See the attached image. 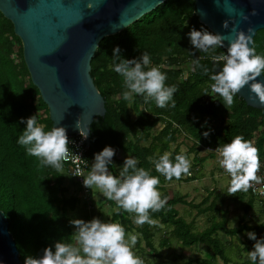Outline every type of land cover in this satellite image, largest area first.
I'll use <instances>...</instances> for the list:
<instances>
[{"label":"trees","instance_id":"obj_1","mask_svg":"<svg viewBox=\"0 0 264 264\" xmlns=\"http://www.w3.org/2000/svg\"><path fill=\"white\" fill-rule=\"evenodd\" d=\"M193 29L211 33L195 16L194 2L167 0L121 32L100 41L91 60L90 74L104 99L106 112L103 118H95L90 126V147L84 153L88 163L86 175L91 171L95 154L108 146L121 151L125 159H136L138 168L159 178L158 190L161 198H167V204L158 212L150 211V218L155 221L153 225H135L131 220L134 213L125 212L109 200L112 207H116L109 222L120 223L126 233L136 232L139 237L136 246L140 248V241H143L154 259L161 258L159 247L153 244L155 234L167 231L168 237L160 238L161 248L175 241L183 248L203 245L208 251L204 258L188 259L182 264H215L217 260L222 264H253L251 260L242 259L238 248L222 242L219 237L235 239L243 232L264 229L263 225L249 227L245 223L254 202L248 191L247 201L240 202L243 210L240 222L237 227L230 228L226 211L222 209L224 199L219 195H208L195 204L186 201L184 195L170 197L164 189L166 182L200 180V166L207 157L213 158L218 147L230 143L237 135L251 140L259 149L260 161H264V109L248 107L237 95L229 105L211 91L212 81L204 68L211 73V56L227 52L224 48H217L215 53L196 50L189 37ZM116 47L121 49V56L126 60L138 59L142 53H147L150 64L145 70L159 68L167 77L165 85L177 88L166 107H157L153 100L145 103L143 96L136 94L129 100L123 98L126 91L123 77L113 66L112 54ZM252 47L257 55L264 56V30L257 31ZM197 58L201 67L193 63ZM32 116H36L37 125H43L46 132L52 129L47 106L32 85L23 61L21 42L14 34L12 23L0 13V211L7 218L22 264L28 257H41L45 248L52 247L54 251L56 242L75 244L74 225L68 213L75 211L79 196L71 194L67 177L71 186L81 189L66 164L63 163L60 171L42 166L38 157L27 154V146L18 143L26 129V120ZM205 132L209 133L207 137ZM180 135L192 141L189 152L181 153L178 147L172 148ZM201 150H209L207 157H198ZM165 152L170 153L173 162L176 155L184 154L189 159V153L194 152L191 175L169 181L158 173L148 158L158 159ZM109 171L119 177L120 171L113 170L111 164ZM246 193L239 191L229 197L242 201ZM177 205L195 210L197 216L209 215V226L202 231L196 230L193 220L188 222L179 215ZM261 205L264 212V203ZM83 207L90 210V200H85ZM216 214H220L221 219L218 220Z\"/></svg>","mask_w":264,"mask_h":264},{"label":"clouds","instance_id":"obj_2","mask_svg":"<svg viewBox=\"0 0 264 264\" xmlns=\"http://www.w3.org/2000/svg\"><path fill=\"white\" fill-rule=\"evenodd\" d=\"M88 8H92V5L89 4ZM255 14L253 11L252 15ZM223 27H229L227 21ZM232 31L235 38L229 42L227 53L211 56V73L209 69L204 68V73L210 75L212 81L211 91L231 105L234 96L247 86L253 94L249 99L258 100L264 105V82L257 80L264 75V56L257 55L255 49L249 47L252 40L249 34L253 29L247 30L249 34L237 31L235 27ZM189 37L191 45L200 52L208 53L211 50L215 53L217 48L225 46L223 36L211 34L206 30L193 29ZM112 58L114 71L123 77L126 91L122 95L125 100L136 94L143 96L145 103L153 100L157 107L164 108L177 92L174 85H165L167 77L159 68L151 67L145 70L150 64L147 53H142L138 59L126 60L121 56V49L116 47L113 49ZM193 63L196 67H201L199 58ZM221 64L222 67L219 66ZM217 67H220L219 72L216 71ZM172 106L175 107V104ZM76 126L80 128L79 123ZM80 134L86 136L82 130ZM208 134L205 132L204 136L207 137ZM18 143L27 146V154L38 157L42 166H51L57 171L62 169L63 162L70 156L80 158L70 153V142L64 127L55 126L46 132L43 125H37L36 116L26 120V129L19 136ZM215 152L220 157V167L230 176L228 195H235L239 191L247 192L254 184L264 182V177L257 175L261 167L259 149L251 140L237 135L230 143L218 147ZM114 156L115 150L108 146L95 154L91 171L84 177V186L90 189L93 186L99 188L106 199L116 202L118 208L135 213V224H155L150 218V211L158 212L167 204V198H161L162 194L158 190L159 178L150 175L144 168H138V161L131 157L125 159L119 177L114 176L109 171ZM148 159L166 180H179L182 176L191 175V161L184 154L176 155L175 162L168 152L158 159ZM70 223L76 228L75 244L56 242L54 251L52 247L45 248L41 257H28L24 264H144V260L132 251L137 237L133 235L130 241L126 239L125 229L120 223H105L98 218L89 222L74 219ZM247 236L255 241L253 250L248 252L249 258L253 264H257V261L258 264H264V238L257 239L254 232H248Z\"/></svg>","mask_w":264,"mask_h":264},{"label":"water","instance_id":"obj_3","mask_svg":"<svg viewBox=\"0 0 264 264\" xmlns=\"http://www.w3.org/2000/svg\"><path fill=\"white\" fill-rule=\"evenodd\" d=\"M167 0H0V13L13 25L22 45L23 61L31 83L47 106L53 127L67 136L86 133L105 115V102L93 78L91 60L100 41L115 35ZM195 16L212 34L224 37V50L237 31L253 29L252 41L264 30V0H189ZM91 4L92 8H88ZM255 11V15L252 12ZM228 22L225 29L223 24ZM264 82V75L257 78ZM248 107L261 110L245 87L238 94ZM79 123L80 128H77ZM89 130V131H88ZM82 146V145H81ZM0 264H22L6 216L0 211Z\"/></svg>","mask_w":264,"mask_h":264},{"label":"rangeland","instance_id":"obj_4","mask_svg":"<svg viewBox=\"0 0 264 264\" xmlns=\"http://www.w3.org/2000/svg\"><path fill=\"white\" fill-rule=\"evenodd\" d=\"M160 128V125L155 128V130H158ZM178 147L179 151L181 153L189 152V150L192 147V141L188 138L180 135L178 137L177 142L172 145V148ZM209 153V150H201L198 153V157H207V154ZM195 157V153H189V160L193 161V158ZM220 157L215 152L214 157L210 158L207 157V160L200 166V173H201V179L198 181H192V182H184L182 180L179 181H172V182H166L164 184V189L168 192L169 196L172 197L173 195L176 196H185L186 201L190 202L192 201L195 204L200 203L205 197L208 195L214 196L219 195L222 197L223 205L222 209L226 211V218L228 221V227L235 228L238 226L240 222L241 215L243 214L242 210V204L240 202L244 203L248 199V194L246 193L245 197L242 201H233L230 200V195H228V187L230 184V176L225 172L223 168L220 167L219 164ZM67 184L70 185V192L71 194L77 193L79 198V204L77 205L75 211L69 212L68 217L70 220L74 219H81L86 222V215L87 213L90 214L91 209L97 210L96 202L93 200L96 197H101L102 201H105V197L103 196L101 190L95 186H93L90 190V193L88 195L84 194L82 189L78 190L76 186H71V180L69 177L66 179ZM213 193V194H212ZM85 200H90V205L92 208L89 210H86L83 207V204ZM212 200V198H210ZM101 201V200H100ZM99 204V203H98ZM106 206V205H104ZM179 213L180 216L186 219V221H194V226L196 230L202 231L206 227L209 226V215H200L197 216L195 210H191L187 206L177 205L175 207ZM263 207L258 199H254L253 207L249 211V213L246 216L245 223L249 227H259L260 225L264 226V212ZM114 211V208L109 207L107 210H104L103 217L100 218L102 222L108 221L109 218L107 216H111V213ZM108 218V219H107ZM216 218L219 220L221 219L220 214H216ZM135 219V213L132 216V222L134 223ZM135 224V223H134ZM137 225V224H135ZM75 228V227H74ZM75 230V229H74ZM254 232V231H253ZM257 236V239L264 238V229H261L259 231L254 232ZM75 234V231L73 235ZM136 232H128L126 233V239H129L130 237L136 235ZM162 236L168 237V232L166 233H156L155 237L153 239V244L155 247H159L160 251V259H154L151 255V253L144 248V243L142 241L141 247L137 248L135 245L132 246V251L141 259L144 260V264H182L183 262H186L188 259H200L204 258L205 255L208 253L206 248L203 245H198L196 247L191 248H183L175 241H171L170 246L167 248H161L159 246L160 238H163ZM222 242L230 243L233 247H236L241 252V257L244 260H251L248 256V252L253 250V245L255 241H252L248 238L247 232H243L235 239H230L229 237L219 235ZM75 240V236H74ZM76 243V241H75ZM143 247V248H142ZM232 257L234 255L232 254ZM215 264H222L220 260H217ZM258 264V261H257Z\"/></svg>","mask_w":264,"mask_h":264},{"label":"built area","instance_id":"obj_5","mask_svg":"<svg viewBox=\"0 0 264 264\" xmlns=\"http://www.w3.org/2000/svg\"><path fill=\"white\" fill-rule=\"evenodd\" d=\"M68 139L70 142L68 145L70 153H73V155L79 156L80 158L77 159L73 156H70L69 159L63 163L68 166L71 177L74 178L77 184L81 187L83 193L87 195L89 193V189L83 184L84 177L86 176L88 170V163L84 156L86 150L85 137L79 134L75 136H68ZM260 162L261 167L257 175L264 177V161ZM248 192L254 197V199H258L260 203H264V182L260 184H254L253 188H250ZM74 229L76 232V228Z\"/></svg>","mask_w":264,"mask_h":264},{"label":"crops","instance_id":"obj_6","mask_svg":"<svg viewBox=\"0 0 264 264\" xmlns=\"http://www.w3.org/2000/svg\"><path fill=\"white\" fill-rule=\"evenodd\" d=\"M125 159V155L121 152V151H115V156L113 157L112 159V168L113 170H115L116 172H119L123 166V160ZM95 202H96V207H97V210H93V208L91 209L92 212H90V214L87 213V219H86V222H89L91 221L93 218H98L100 219L101 217H103V212L104 210H107L109 207L112 208V205H111V202L108 200V199H105V201H102V198L101 197H96L95 199H93ZM101 200V201H100ZM114 203H116L115 201H113ZM99 203V204H98ZM113 203V204H114ZM106 205V206H104ZM114 208V207H113ZM114 211H116V207L114 208ZM113 211V212H114ZM112 212V213H113ZM111 213V214H112ZM109 218V220L105 223H108L110 221V218L111 216H107ZM107 218V219H108ZM132 220V219H131ZM137 239L139 238L138 236H136ZM141 241H140V245H141ZM139 245V246H140ZM136 246V244H135ZM145 246V245H144ZM137 247V246H136ZM138 248V247H137ZM143 248V247H142ZM145 248V247H144Z\"/></svg>","mask_w":264,"mask_h":264}]
</instances>
